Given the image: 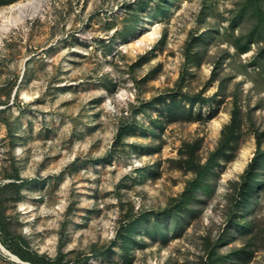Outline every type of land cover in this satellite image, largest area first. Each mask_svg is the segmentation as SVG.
<instances>
[{
    "label": "rangeland",
    "instance_id": "rangeland-1",
    "mask_svg": "<svg viewBox=\"0 0 264 264\" xmlns=\"http://www.w3.org/2000/svg\"><path fill=\"white\" fill-rule=\"evenodd\" d=\"M0 241L264 264V0H0Z\"/></svg>",
    "mask_w": 264,
    "mask_h": 264
},
{
    "label": "trees",
    "instance_id": "trees-1",
    "mask_svg": "<svg viewBox=\"0 0 264 264\" xmlns=\"http://www.w3.org/2000/svg\"><path fill=\"white\" fill-rule=\"evenodd\" d=\"M228 130H230V129L228 128V129H227V132H228ZM226 138H227V135H226ZM226 138H225V141H226V142H229V138H230V136H228L227 139H226ZM255 161H256V159H255ZM255 161H254V162H255ZM196 169H197V170H196L197 177H196V179H195L193 182L190 183V187L187 188V190H186V191L183 193V195L181 196L183 199L186 198L188 192H191V196H194V191L197 189V182H199V180L201 179V177L207 175V174L210 172V170H211L210 163H209V164H205V165H203V166H202V165H199ZM251 176H252V173H250V175H249V173H248V175L244 178V181H245L247 184L250 182ZM246 186H247V185L243 186L242 189H243V190L246 189ZM243 190H242V192H241V195L244 194V191H243ZM1 241H2V239H1ZM1 241H0V242H1ZM16 255H17L22 261L27 262V260H26V258H25L24 256H22V255H20V254H17V253H16ZM34 264H38V263H35V262H34Z\"/></svg>",
    "mask_w": 264,
    "mask_h": 264
},
{
    "label": "bare ground",
    "instance_id": "bare-ground-1",
    "mask_svg": "<svg viewBox=\"0 0 264 264\" xmlns=\"http://www.w3.org/2000/svg\"><path fill=\"white\" fill-rule=\"evenodd\" d=\"M154 38H155V35L154 34H150L149 36H146L143 40H142V42L143 43H149V42H151V41H153L154 40ZM239 168V167H238ZM15 261H19V259L20 258H18L16 255H14L13 254V257H12ZM25 264H30V263H25Z\"/></svg>",
    "mask_w": 264,
    "mask_h": 264
},
{
    "label": "water",
    "instance_id": "water-1",
    "mask_svg": "<svg viewBox=\"0 0 264 264\" xmlns=\"http://www.w3.org/2000/svg\"><path fill=\"white\" fill-rule=\"evenodd\" d=\"M0 249L6 253L8 256H10L11 258L13 257V255L2 245V243L0 242ZM13 259V258H12ZM14 260V259H13ZM15 261V260H14ZM19 264H25L26 262L22 261L21 259H19V261H15Z\"/></svg>",
    "mask_w": 264,
    "mask_h": 264
}]
</instances>
